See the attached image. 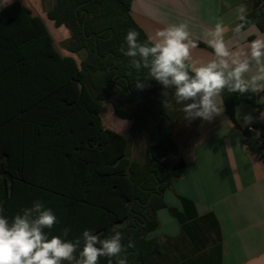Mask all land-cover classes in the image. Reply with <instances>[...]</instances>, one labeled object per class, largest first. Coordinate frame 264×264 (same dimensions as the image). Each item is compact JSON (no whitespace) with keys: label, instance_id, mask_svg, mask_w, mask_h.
Returning a JSON list of instances; mask_svg holds the SVG:
<instances>
[{"label":"trees","instance_id":"1","mask_svg":"<svg viewBox=\"0 0 264 264\" xmlns=\"http://www.w3.org/2000/svg\"><path fill=\"white\" fill-rule=\"evenodd\" d=\"M132 3L54 0L41 16L12 0L0 10L3 215L11 221L39 199L58 217L51 235L68 227L70 240L86 229L104 237L115 226L124 234L122 243L135 244L127 250L128 264H221L222 234L215 214L199 215L194 202L183 196L182 210L165 200L186 165L173 138L183 105L173 98L174 89L165 90L155 80L146 81L150 86L143 90L135 87L137 80L145 82L147 69L130 67L120 49L127 48L124 38L130 29L140 33L141 42L149 37L133 18ZM244 17L243 28L264 32V0H250ZM47 21L67 30L63 49L69 55L57 47ZM260 96L264 92L241 95L225 88L221 93L229 121L242 131L249 153L264 163V124L253 133L236 115L241 102L263 112ZM103 103L111 104L118 118L132 121L133 130L150 132L144 162L130 158L127 135L104 126ZM163 208L181 224L184 251L178 248L179 237L168 239L171 251L151 237ZM99 264H108V258L101 257Z\"/></svg>","mask_w":264,"mask_h":264},{"label":"crops","instance_id":"2","mask_svg":"<svg viewBox=\"0 0 264 264\" xmlns=\"http://www.w3.org/2000/svg\"><path fill=\"white\" fill-rule=\"evenodd\" d=\"M11 1L7 0L4 7ZM51 1L54 4V0ZM249 1L133 0L131 13L148 37L165 27L185 23L190 39L206 45L208 32L218 23L222 24L226 44L231 52L238 53L247 51L252 41H264V32L256 26L242 27L239 33L234 31L237 25H242L237 9L243 6V15H246ZM59 29L63 36H68L65 28ZM196 45L190 51L193 67L215 58L213 50ZM61 52L70 54L65 49ZM258 101L264 102V96ZM248 113L256 119L245 126L242 117ZM261 114L264 111L259 112L256 106L246 102L236 108L237 119L244 129L264 124ZM198 121L183 137L193 140L189 148L192 147L194 157L188 161L179 147V155L186 165L178 170L179 177L164 193L165 200L169 206L182 210L179 196H183L194 202L199 215L215 214L222 234L221 264H264V163L249 153L242 131L232 125L226 114L224 120L214 122L207 129L204 128L208 124ZM161 210L158 211V229L162 226ZM186 240L185 235L180 234V251L185 250Z\"/></svg>","mask_w":264,"mask_h":264},{"label":"clouds","instance_id":"3","mask_svg":"<svg viewBox=\"0 0 264 264\" xmlns=\"http://www.w3.org/2000/svg\"><path fill=\"white\" fill-rule=\"evenodd\" d=\"M244 11L243 6L237 9L242 21ZM242 27L237 25L234 31L239 33ZM223 33L219 23L208 32L207 44L215 58L198 67L190 63V51L197 45L185 23L165 27L143 42L140 33L130 29L124 38L127 48L122 45L120 51L130 58V67L147 69L145 82L136 81L137 89L143 90L150 86L146 81L155 80L165 90L174 89L173 98L183 105L184 119L212 121L223 113L221 93L225 88L241 95L264 92V41H252L247 51L233 53ZM162 95L166 98L168 92ZM168 102L164 100L165 105ZM242 119L247 126L256 118L248 113ZM4 211L0 205V264H99L101 257L108 258V264H113V258L115 264H128L127 250L135 247L132 241L122 243L124 234L115 226L104 237L86 229L70 240L68 227L60 235H51L59 220L39 199L11 221Z\"/></svg>","mask_w":264,"mask_h":264},{"label":"rangeland","instance_id":"4","mask_svg":"<svg viewBox=\"0 0 264 264\" xmlns=\"http://www.w3.org/2000/svg\"><path fill=\"white\" fill-rule=\"evenodd\" d=\"M21 1L24 2L26 5H28L29 7H31L36 14H43V16H46V11L51 7V5H53V1L51 0H21ZM6 2L7 0H0V7L3 8ZM47 26L49 27L51 33L55 38L57 47L61 51H63L64 42L67 36H63L60 29L54 27L53 23H50V21H47ZM222 107L224 110L222 115L215 117L212 121H203L200 119L202 122L208 124V126H206L204 129L213 126L214 122H218V121L220 122V120H224V114H225L224 103H222ZM102 117L105 127L115 131L122 132L123 134L129 137L128 153L130 158L140 163L144 162L146 158L147 143L150 137V132L140 131L138 129L133 130L132 129L133 122L118 118L113 111L112 105L108 103H103ZM198 119L199 118L189 122L188 120L184 119V114H183L181 120L179 121L173 132V138H175V140L177 141L180 150L182 151L184 157L188 161H191L194 157L192 147L189 148L190 142H192L193 140L187 141V139H183V137L187 132H189L188 129L198 124L199 122ZM179 157L181 156L179 155ZM160 220L162 222V226L158 230L152 232L151 237H157L159 241L166 244L167 248H169V250L171 251L172 248L171 245L168 243V241H172V240H168V239L173 234H175L174 239L178 238L180 234L183 233L181 226H179L180 224L178 223L177 219H175V217L171 214L169 208L167 209L164 208L160 211ZM178 231H179L178 234L174 233Z\"/></svg>","mask_w":264,"mask_h":264},{"label":"built area","instance_id":"5","mask_svg":"<svg viewBox=\"0 0 264 264\" xmlns=\"http://www.w3.org/2000/svg\"><path fill=\"white\" fill-rule=\"evenodd\" d=\"M248 130L253 133H257V129L255 127H248Z\"/></svg>","mask_w":264,"mask_h":264}]
</instances>
